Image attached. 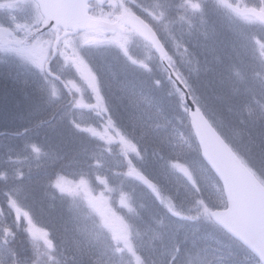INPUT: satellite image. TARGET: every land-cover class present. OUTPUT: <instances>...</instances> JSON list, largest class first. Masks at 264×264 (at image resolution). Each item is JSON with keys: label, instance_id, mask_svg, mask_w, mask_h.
<instances>
[{"label": "bare ground", "instance_id": "6f19581e", "mask_svg": "<svg viewBox=\"0 0 264 264\" xmlns=\"http://www.w3.org/2000/svg\"><path fill=\"white\" fill-rule=\"evenodd\" d=\"M170 1H167V3ZM180 13L178 12L175 17L180 19ZM222 63L221 61L219 63L221 65H219L214 62L213 66H207V68L202 69L203 72L197 78L198 80H204L206 77L210 79L214 72L218 74L216 77V82L219 85L217 91L213 93L208 90L204 96H201L203 98H198L197 100L199 103L206 105L208 108V110L206 109L207 113L215 118L223 127L225 137L222 134L218 135V137L203 134V142L209 147H218L226 144L225 139L228 142L234 141L236 143L245 139L244 141L249 148L261 154H257V157L261 159V163H264V157L262 156L264 154V88L262 87V85L264 86V82H262V85L258 82L264 76V73L256 75L245 63L241 68L232 62ZM118 67L121 70L130 69L119 64ZM44 69L46 71L51 70L46 67ZM61 69L66 75H70L73 72L72 69L67 67ZM22 73L21 69L17 70L8 79L5 77L3 71L0 72L1 80L7 83L13 90L19 86V81H24V85H26L25 93H27L24 99L18 96L14 97L15 103L9 102L5 105L3 113L0 114V129H5L9 136L6 139L8 141L5 140V137H0V149L9 145V149L12 151L18 148L21 151H28L31 148L30 143L42 141L40 138L43 135L42 132L46 134V138H51V140L49 144L45 145V149L48 151L46 157L39 162L32 161V167L24 170L25 177L19 178L17 181L16 171L12 172L16 183L12 176L8 177V181L18 186L14 192V200H23L27 206L30 204H33L32 207L36 206L38 209L37 218L53 230V235H60L62 240H64L62 248L49 250L53 264L127 263L128 260L126 259L112 258V255L115 253L114 249H112L114 245L113 242L111 243V239H107L103 234L100 239L98 235L94 236V233L102 230L94 221L96 216L87 215V218L82 221H76L74 214L69 217L70 212L62 208V198H60L61 203L59 206L55 204L52 195L58 193L59 187L55 183L49 184L48 177L52 175L54 178L63 171H74L78 166L77 157L79 159H83L82 157L90 158L92 162L104 161L109 172H114L115 176L119 179L129 180L130 182L136 181L132 177L133 175L128 178V175L133 171L132 168L141 163L144 169L135 187L142 185V178L151 181H161L166 176L168 178H176V166L185 167L187 170H196L205 159V154L202 151V147L196 142L198 141L197 136L192 139L188 133L181 134L179 130L181 127L177 123L179 121L183 123L190 121L193 127V120L189 116L195 113L196 110L186 107L187 112L185 116L182 101L178 98H174L173 100L169 98L170 101H165L153 94H144L143 98L140 99L128 97L130 94L143 89L141 85L144 82L141 77L137 76L124 83L121 90L114 92L115 102L111 101L108 95L110 92L106 91L112 115L115 116L117 121L130 128L139 138L141 149L137 150V148H134L130 156L131 158L124 161L125 153L123 151L107 155L106 153H102L100 148L94 147V143L90 138H87L83 142L81 135H76V137H73V141L69 140L65 143L63 137L56 130L55 121L57 120V116H67L71 108L69 94L59 93V96L55 95L56 93L50 90L51 88L48 86V82L50 81L46 80L41 73L37 74L36 72L35 78L37 79L32 84L25 77L21 76ZM54 74V72L51 73V75ZM56 77L58 78L59 74ZM248 79L252 84L247 82ZM178 80L182 87H188L185 79L178 78ZM246 82L248 87L242 90L241 86L245 88L244 84ZM196 87L197 85L194 84L195 90ZM190 95L191 98L194 96V92L191 90ZM255 95H259L262 101H255ZM5 101L8 102L10 100L2 97L0 105H3ZM152 104L158 106L159 110L155 109L156 111L151 115L148 113L153 112L149 108ZM49 106L50 109L48 110L47 107ZM124 108L129 109L130 112L125 111ZM27 113L31 114L33 116L32 119L37 121V127H40V129H35L37 132L28 134L22 130L26 127L25 125L29 120ZM148 117H152L151 120ZM187 117H189V121ZM176 123L177 129L174 131L173 126ZM31 124L32 122H29L27 126ZM184 141L186 142L184 146L185 150L178 147L179 145H183L182 142ZM259 147L260 150L258 149ZM62 152L65 154L66 152L71 153L73 156L67 154L70 157L61 156V158L59 157L54 161L57 154H62ZM2 168L3 165H0V169ZM29 181L36 185L40 194L37 196L33 195L31 187L27 184ZM166 190L169 198L173 200L180 198L188 203L192 201V198L198 196V193L190 191L185 185L166 187ZM212 194L215 197H221L217 191L212 192ZM2 196L3 194L0 192V198ZM144 199L145 196L132 195L128 203L130 206H133L144 201L145 207L156 206L149 198ZM116 204L123 205L119 201ZM16 205L18 204L16 203ZM7 208L10 210L8 206ZM157 213H159V218L155 219L147 216L145 220L146 226L141 228V235L147 229L148 235L153 231L158 236L157 241H154L150 237L144 244V253L149 260V264H164L163 257L165 256L175 259V251L170 246L180 243L184 246L182 248V260L184 261L181 262L185 264L198 263L199 257H209V260L213 259V256L210 257L204 251H201V246L198 242L200 237L205 236L207 238L204 233H208V236L211 237L210 239L223 236L216 228L215 220L206 219L204 221L205 225L200 222H182L180 212H176L161 201H158ZM19 217L18 215L9 213L7 215L0 214L1 233L6 232L4 229L10 231L8 235L3 234L2 237L10 238L9 242L11 243L9 249H7V253H3V258L5 259L4 262L9 263V261H13L15 264L14 258H16L20 259L22 264H27L29 257L32 256V252L36 253L35 256L38 257L37 252L40 251V247L32 245V242H30L28 237H31V233L28 234L29 232L21 231L22 226L18 228ZM158 219H164V222L162 223ZM100 223H104L102 219ZM142 223L143 220L139 218L138 224ZM88 231H93L92 235L88 234ZM93 236L94 239H99L98 243L92 241ZM191 245L194 246L192 250ZM35 246L39 249L35 248ZM71 249L83 250V252L74 258L69 256L72 252ZM97 249H99L98 252ZM176 258L180 259L179 257ZM142 261H140L141 264L143 263ZM42 264H49V260L42 261Z\"/></svg>", "mask_w": 264, "mask_h": 264}, {"label": "trees", "instance_id": "16d2710c", "mask_svg": "<svg viewBox=\"0 0 264 264\" xmlns=\"http://www.w3.org/2000/svg\"><path fill=\"white\" fill-rule=\"evenodd\" d=\"M220 1L225 7H227V5L223 3L224 2L223 0ZM249 1L251 2V4H253L252 7H254L255 5V8L257 9V12L254 15L255 17L254 20L250 22L240 21V17L235 15L233 12L229 13L228 14L229 16L226 15L225 14L226 8L223 7L220 3L217 4V1H213V0H203V1L197 0L194 3V8L197 9L196 10L197 13L194 14L193 16L187 15L182 17L181 20L182 25H180V27L182 28L180 29L181 30L180 41H182L183 47H181V49L179 50L180 55L176 56V62L178 64L179 72L183 75V79L187 81V84L188 86H190L191 91L194 92L193 97L196 100L198 98H203L201 96H204V94H206V91L208 90L212 91L213 93L217 91V87L219 85L216 82L217 81L216 77L218 76L216 72L213 73L210 79H208L207 77L204 78V80L197 79L198 76H200L201 73L203 72L202 69L207 68V66H213L214 62H216L217 64H219L221 61L224 64L227 62H232L240 68L245 63L247 67L252 70V72H255L256 75H259L260 73H264V0H249ZM182 6L184 7L188 6V8L192 9V7L189 4L188 5L182 4ZM125 67L130 68V65H126ZM118 68L119 70H116L114 74L104 75L103 90L106 96L105 99H108L106 94V91H108L110 92V94L108 95L111 101H114V95H113L114 92H118L119 90H121L122 85L124 83H127L131 78V75L129 74L131 69L121 70L120 67ZM1 71H3L6 78L10 79L12 72L7 70L2 63H0V72ZM219 78H220V74H219ZM151 80H154V78L152 77ZM247 82L252 84V82L249 79L247 80ZM247 82L244 84L245 88L241 86L242 90L248 87ZM258 82L261 83L262 85V82H264V76ZM194 84L197 85L196 90L194 89ZM0 86H1L0 100L2 99V97L8 98V100H10L8 102L5 101L3 105H0V114L3 113L5 105H7L9 102L11 103L14 102V97L18 96L24 99L25 95H27V93H25L26 85L21 86L20 84L18 87H16L15 90H13L11 87L7 85V83L1 80V76H0ZM262 87L264 88L263 85ZM151 94H153L154 96L160 99H164L165 101H170L169 97L164 92L159 93L153 90ZM258 96L259 95L257 96L255 95L254 100L262 101V98ZM173 98H178L180 101H182L178 95L177 96L174 95ZM199 105L206 112V114L210 116V114H208L206 111V109L208 110L206 105L204 103H199ZM155 109L159 110L158 106L153 105L152 108L153 113L156 111ZM124 110L127 111L128 113L130 112V110L127 108H124ZM27 116L29 118L27 122L28 123L32 122V124L27 126L28 125L27 123L25 125L27 128L25 127L22 130H24V133H28V134L32 132H37V130L35 129L38 128L40 129V127H37V121L30 118L31 114L27 113ZM111 116L113 118L114 123L117 126L119 125L121 128L128 131L130 130V128L117 121V119L115 118V116L112 115V113ZM148 118L149 120H151L152 117H148ZM210 118L212 120L213 119L216 120L211 116ZM177 123L180 127L185 126L184 128H179V130L183 132L190 131V127L187 123H183L182 121H179ZM177 123L173 126L174 131L177 129ZM66 127H67L66 125L62 124L61 127L59 126L56 129L58 131V134H60L61 137H63V139L65 140V143L68 142L69 140L73 141V137L79 135L78 132L76 135H74V132H76V130H71V128H66ZM42 134L43 135L40 138L41 139L44 138L46 141L45 142L39 141V142L44 143L46 145L49 144L51 138L49 139L46 138L47 136L43 132ZM131 134L132 135L130 137L134 139L136 143L139 144V138L137 134H135L134 132ZM0 137H5V140L7 139V137H9L5 129L3 130L0 129ZM85 140H86L85 138L82 139L83 142ZM244 140L238 142L237 147L239 148L243 156L249 161V163L253 167L255 166L256 168H258L259 172L262 175H264V163H261V159L257 157V154L258 155L261 154H259L258 152H254L251 148H249ZM39 142L30 143L31 148L28 149L29 152L21 151V149L19 148L13 150V152L17 156H21V154L26 152L30 153L31 155L39 154V152H42L38 146ZM9 148L10 146L7 145V147L0 149V151H2L0 152V165H3V168L0 169V192L3 194L2 198H0V203H1V208L3 209L4 212H6V214H8L9 211L13 210L15 206H18L16 205V203L19 204V201L17 202V200L16 199L14 200L13 197L16 188L11 185L12 182L8 181L7 178L4 177L7 174V168H6L7 161L11 158L12 151ZM258 149L260 150V147ZM67 154L73 156V154L71 153L66 152L65 154L62 152V154H57V157L54 158V161L59 157L61 158V156H68ZM262 156L264 157V154H262ZM82 158L85 160L79 159L78 157L76 158V160H78L77 162L78 171H79V167L82 164H85L87 160L84 157ZM141 168H143L142 164H141ZM48 179H49L48 181L49 184L50 183L52 184L55 178H53V176L51 175V177H48ZM27 184L30 185L33 195L37 196L38 194H40L35 184H33L31 181H29ZM7 206L10 208V210H8ZM33 207H34L33 214L36 219V222L38 223L37 226L49 230L52 234V240L57 243L58 248L59 247L62 248L64 245V240H62V237L57 234L53 235V230L48 226H46V224L41 222L39 218H37V210H38L37 207L36 206ZM153 207L156 210L157 204L156 206ZM145 210L146 213L149 214L150 211H152V208L151 206L146 207ZM142 226L145 227L146 225L143 224ZM21 231L24 232L25 230L21 229ZM204 234L206 235L207 238H205V236L200 237L198 243L201 246V251H204L210 257L213 256V259L209 260L210 259L209 257H199L198 263H193V264H259L250 253H248L240 244L231 240L226 234L222 233L223 236L215 237L214 239H210V237L207 236L208 233H204ZM2 235L3 234L1 233L0 230V239L2 238ZM150 237L154 241H157L158 239V236H154L152 234H150L149 238ZM92 241L98 243L97 239L96 241L92 239ZM143 242L145 243L144 240ZM170 247H172L175 251V258L179 257L180 259L179 260L177 258L171 259L165 256L163 257V263L185 264L181 262L184 261L182 260L183 259L182 248L184 247L183 244L181 243L173 244ZM193 248L194 246L191 245V250ZM71 251L72 252L69 254V256L74 258L79 253L83 252V250H78V249L77 250L71 249ZM98 251L99 249H97V252ZM17 260L20 261V259Z\"/></svg>", "mask_w": 264, "mask_h": 264}, {"label": "rangeland", "instance_id": "374dc122", "mask_svg": "<svg viewBox=\"0 0 264 264\" xmlns=\"http://www.w3.org/2000/svg\"><path fill=\"white\" fill-rule=\"evenodd\" d=\"M109 0H101L99 4H108ZM174 5V1H170L167 3L165 0H148L142 8H139L142 15L144 14L145 17L151 18L153 22L157 25V27L161 25H165L167 22H164L161 19V9L164 8L165 11L169 12L172 6ZM137 7V6H136ZM34 6L31 5V2L29 0H0V26L6 27L8 29H13L17 32V37L20 39H23L27 37V35L34 30V28L38 25L39 21L41 20L40 13L36 12V10H33ZM144 9V10H143ZM147 11H152L154 14H156L157 17H154L152 13H148ZM192 13V12H191ZM151 20V21H152ZM163 29V28H162ZM167 31V30H166ZM86 36H83L80 38H68L67 41H64L62 44V49L60 51L61 57H64L66 61H70L69 64H71V58L73 57L74 60H76V66H84V62L81 57L79 56L80 47L82 45H85L86 43H91V41H100L103 38L105 39V36L101 33H98L96 31H91L89 33H86ZM118 38V39H117ZM113 42H117L120 46H124L127 43V46H129L128 42L129 39L127 37L126 43L123 35L115 36L114 38H111ZM134 41V42H133ZM134 43L133 47L131 48V55L134 54L138 58L141 59V64L144 66H147V68L151 67L150 63L154 64L158 70H162V68L159 67V65H156L155 59L152 57L155 55L153 54L150 47H147L145 43H143L138 38L131 39L130 43ZM51 48V42L49 37H39L37 38L32 45L29 46H23L20 48L17 47H4L0 44V55L2 52H4L5 55H7L6 58H16L17 60L14 61V65L16 62H20L17 67H22L24 65L29 66V70L32 75L27 77V79H31L32 77L35 78L36 72L37 74L41 73L42 75L45 74L44 66L46 65L47 61L49 60L48 51ZM180 48V45H179ZM178 48V50H179ZM138 60V59H137ZM26 62L23 64V62ZM25 70L26 68L23 67ZM15 70V69H14ZM85 70V69H84ZM155 70V67H154ZM28 71V70H27ZM87 71V68L86 70ZM163 71V70H162ZM20 74V73H19ZM24 74V71L23 73ZM21 74V75H22ZM48 86L51 88L53 92H55V95H58L59 93H62L61 90L57 87L56 84L52 82H48ZM164 88L163 86L158 85V89ZM169 97L173 100L174 93L172 90L169 89ZM59 96V95H58ZM95 108V107H94ZM94 108L86 105L83 103H77L73 108L71 109L70 113L73 117L74 121L76 119L77 125H79L81 128L89 130V131H96L100 136L103 137V140L105 141H111V142H118L120 135L117 134V132L112 128L110 124L107 122L105 123V118H101V113H95ZM92 112V113H91ZM94 112V114H93ZM30 116V115H29ZM33 116L31 115L30 118ZM185 126H182L181 128H184ZM181 134L184 133L181 131ZM124 151L131 156V145L125 144V142L122 140ZM183 145H179L178 147L180 149H184V146L186 145V142H182ZM185 150V149H184ZM9 165L7 168L8 176H12L14 181L15 178L12 174V172H17L16 180L18 181L19 178L25 177L24 170H26L28 167H32L33 162L31 160H20L18 158L11 159L9 161ZM32 164V165H31ZM179 171L183 174L182 176H179V180L177 182L183 183L187 189L191 188V185L188 183L186 175L187 171L186 168H179ZM190 172L194 175V169H191ZM135 171H131V173L128 175V178L131 177V175H134ZM202 181L204 183H207L208 179L207 177L200 171V175ZM10 179V178H9ZM12 180V179H11ZM176 182V183H177ZM16 183V181H15ZM15 187V184H11ZM30 186V185H29ZM136 186V185H135ZM83 186L82 184V188ZM109 188L108 185L106 189ZM137 188L135 187V193L137 192ZM62 193H69V189L63 188L61 191ZM136 195V194H135ZM86 195L82 198L85 200ZM123 205L125 207H128V203L126 200V197L122 201ZM83 205L86 207L88 211V215L90 216H98L99 221L104 222L103 224L107 225L110 230H104L109 234V237L111 238V243L113 242L114 247V253L112 255V258H121L128 260L125 264H141L139 260L140 257L137 252V248L135 247V244L131 241V235L127 233L126 228H124L123 225L120 223V219L118 215L114 212L115 208L114 205L110 202H108L106 199L101 197H94L92 195H88V199L83 202ZM195 210L194 206L190 204L187 208L176 210V212H180V214H183L182 217H185L186 214H194L193 211ZM82 207L81 205H76L71 211L69 217L74 214L76 221H81L83 219L82 217ZM9 214H15L20 216V221L18 223V228L23 223H31L34 220L30 219L29 216L22 212L20 208H15V211H9ZM5 215V214H4ZM93 216V217H94ZM196 216L201 217L199 213H196ZM73 218V217H72ZM96 221V219H94ZM33 224L30 225V227ZM77 225V224H76ZM29 227V228H30ZM34 236L28 237L30 242H34V245H37V239H41V241H44V244H46V239L48 238V235H45V232H41L37 229H31ZM6 231L3 233L4 235L9 234V230L4 229ZM93 231H88V234L92 235ZM8 237V236H7ZM9 239H1L0 240V264H14L13 261L4 262L3 253H7V249H9L11 243L9 242ZM7 256V255H5ZM37 259V256H30L29 257V264H35L34 260ZM15 263H21V261H18L16 258H14Z\"/></svg>", "mask_w": 264, "mask_h": 264}, {"label": "water", "instance_id": "95a60500", "mask_svg": "<svg viewBox=\"0 0 264 264\" xmlns=\"http://www.w3.org/2000/svg\"><path fill=\"white\" fill-rule=\"evenodd\" d=\"M36 1L40 3L42 13L47 17L45 26L41 31H45V29L55 30L57 26H62L66 30L71 29L74 33H77L91 27L102 26L104 23L92 20L89 17V11L86 9L85 4L86 0ZM136 30L147 40L154 43L157 52L160 53L165 62L166 53L156 33L142 22L136 26ZM170 76L185 93L189 107L196 110L190 116L193 120V130L199 143H201L205 160L220 176L228 198L233 203L228 211L214 212L213 218L230 233L239 237L244 244L253 248L264 262V188L240 164L236 155L229 150L226 144L209 147L203 142V134L216 137L218 135L191 101L186 88L182 87L172 70H170Z\"/></svg>", "mask_w": 264, "mask_h": 264}]
</instances>
